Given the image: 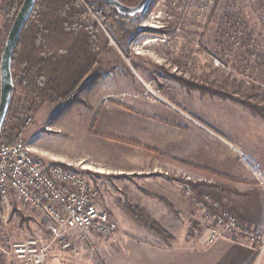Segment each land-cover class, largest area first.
Wrapping results in <instances>:
<instances>
[{
  "label": "rangeland",
  "instance_id": "1",
  "mask_svg": "<svg viewBox=\"0 0 264 264\" xmlns=\"http://www.w3.org/2000/svg\"><path fill=\"white\" fill-rule=\"evenodd\" d=\"M89 1L105 15L104 23L98 17L96 22L103 30L99 51L103 77L95 93L101 90L111 98L103 100L102 97L94 107L90 97L89 105L76 106L53 124H49L51 118L61 106H46L37 115L36 123L27 130V141L32 132L40 131L45 134L39 139L44 150L69 156L71 147L62 143L64 138L50 132L74 112L83 114L79 118V126L86 121L84 115L87 113L127 111L137 119L149 118L154 125L167 121L183 131L187 127L176 125L177 118L186 126H199L207 108H212L215 115L221 106H227L236 116L238 109L252 112L244 103L264 106V0H152L145 12L135 17H124L100 1ZM12 26L13 22L6 23L0 15V33L7 37ZM203 88L228 93L241 102L212 96L207 90L202 91ZM12 100L15 104L24 101L18 91L14 92ZM95 124L96 118H93L89 132L98 136L105 145L111 141L122 149L125 146L142 147L133 137L97 133ZM65 139L70 141L68 136ZM109 148L101 147L100 159H95L97 162L83 161L72 165V168L80 172H84L82 167L91 168L84 174L100 191L99 207L109 212L117 223L134 221L139 224L136 213L147 214L138 198L137 188H140L142 179L109 171L113 163L110 156L115 154ZM117 152V156H124V152ZM176 179L187 182L178 177L177 170ZM185 184L192 192L190 185ZM206 185L196 189L200 199L192 192L200 203L203 198L200 188L219 184ZM0 211L4 245L7 244L6 239L19 242L36 234H46L43 217L30 213L14 199L9 207ZM221 214L224 213L218 212ZM211 225L213 219L209 227ZM107 242V239L97 236L76 239L73 243L76 252L66 251L56 243L47 264H103L101 248ZM0 264L19 263L8 258L0 259Z\"/></svg>",
  "mask_w": 264,
  "mask_h": 264
},
{
  "label": "crops",
  "instance_id": "2",
  "mask_svg": "<svg viewBox=\"0 0 264 264\" xmlns=\"http://www.w3.org/2000/svg\"><path fill=\"white\" fill-rule=\"evenodd\" d=\"M102 97L111 98L98 90L91 96V104L95 107ZM211 109H206L203 121L194 122L199 126H186L177 118L176 125L187 127L183 131L167 121L154 125L149 118L137 119L127 111L87 113L79 126L83 114L74 112L50 132L64 138L62 143L71 147L69 156L44 150L39 139L45 134L40 131L29 135V144L46 165L97 162L101 147L106 146L115 152L110 156L109 171L142 179L143 191L135 187L140 206L172 238L162 240L134 221L120 222L116 235L101 248L103 264H264V253L258 254V246L247 241L223 239L211 247L202 243L213 219L206 204L264 234V119L243 108L236 116L227 106H221L215 115ZM93 118L97 133L133 137L142 147L122 149L111 141L105 145L89 132ZM117 149L124 156H117ZM176 170L182 180L218 183L238 194L200 188L201 204L189 186L176 179ZM84 172L80 173L86 176Z\"/></svg>",
  "mask_w": 264,
  "mask_h": 264
},
{
  "label": "trees",
  "instance_id": "3",
  "mask_svg": "<svg viewBox=\"0 0 264 264\" xmlns=\"http://www.w3.org/2000/svg\"><path fill=\"white\" fill-rule=\"evenodd\" d=\"M0 1V15L5 18L6 23H14L25 0ZM84 1L90 6L92 13L103 22L105 16L103 12L96 9L89 0ZM118 1L127 7H136L141 2V0ZM102 32L100 25L92 20L91 14L80 0H37L35 9L18 40L12 60L14 92L21 93L24 101L15 104L12 100L0 144L13 141L26 120L31 118L34 121L46 105L61 106L49 124L59 121L78 105H89L88 99L95 93L103 77L99 60ZM8 35L5 37L0 33V71ZM204 90L218 98L241 102L233 95L213 88H203L202 91ZM244 104L264 119V106ZM63 167L68 169L66 166ZM185 183L190 185L199 199L201 196L196 189L208 186L206 183L195 184L190 181ZM209 186L236 193L219 185ZM164 203L170 206L166 201ZM206 206L212 213L218 215L213 207L208 204ZM136 215L139 224L154 236L165 241L172 238L145 212Z\"/></svg>",
  "mask_w": 264,
  "mask_h": 264
},
{
  "label": "built area",
  "instance_id": "4",
  "mask_svg": "<svg viewBox=\"0 0 264 264\" xmlns=\"http://www.w3.org/2000/svg\"><path fill=\"white\" fill-rule=\"evenodd\" d=\"M82 5L98 22L84 0ZM33 123V119H27L13 141L0 144V209L9 207L14 199L44 219L46 234H36L25 241L6 239V246L0 232V259L12 258L19 264H47L56 243L66 251L76 252V239L97 236L110 240L118 232L117 221L99 207L100 191L86 176L70 165L66 169L42 161L25 137ZM1 224L0 211V228ZM223 239L247 241L258 246V254L264 253V234L242 225L235 216H214L202 243L211 247Z\"/></svg>",
  "mask_w": 264,
  "mask_h": 264
},
{
  "label": "water",
  "instance_id": "5",
  "mask_svg": "<svg viewBox=\"0 0 264 264\" xmlns=\"http://www.w3.org/2000/svg\"><path fill=\"white\" fill-rule=\"evenodd\" d=\"M124 17H135L145 12L152 0H141L136 7H127L118 0H98ZM37 0H25L9 32L1 59L0 138L14 93L12 60L18 40L30 19Z\"/></svg>",
  "mask_w": 264,
  "mask_h": 264
}]
</instances>
